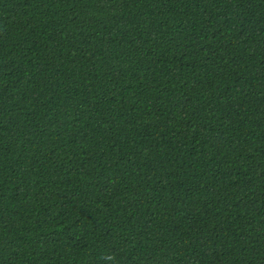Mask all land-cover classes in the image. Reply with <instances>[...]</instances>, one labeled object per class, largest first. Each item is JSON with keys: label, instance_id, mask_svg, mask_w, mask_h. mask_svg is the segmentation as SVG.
Here are the masks:
<instances>
[{"label": "trees", "instance_id": "obj_1", "mask_svg": "<svg viewBox=\"0 0 264 264\" xmlns=\"http://www.w3.org/2000/svg\"><path fill=\"white\" fill-rule=\"evenodd\" d=\"M0 264H264V0H0Z\"/></svg>", "mask_w": 264, "mask_h": 264}]
</instances>
